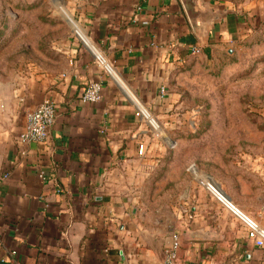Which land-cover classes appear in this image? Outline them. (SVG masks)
<instances>
[{
    "label": "crops",
    "instance_id": "crops-1",
    "mask_svg": "<svg viewBox=\"0 0 264 264\" xmlns=\"http://www.w3.org/2000/svg\"><path fill=\"white\" fill-rule=\"evenodd\" d=\"M202 2L206 23L181 0H0V264H161L175 242L176 264H264L243 223L264 227V171L262 188L244 190L252 202L232 208L174 170L172 149L137 116L169 114L172 74L238 39L237 18ZM49 6L60 12L47 45L45 33L24 44V17L45 20ZM93 83L99 101L79 103ZM46 100L47 140L21 145L26 115Z\"/></svg>",
    "mask_w": 264,
    "mask_h": 264
},
{
    "label": "rangeland",
    "instance_id": "rangeland-1",
    "mask_svg": "<svg viewBox=\"0 0 264 264\" xmlns=\"http://www.w3.org/2000/svg\"><path fill=\"white\" fill-rule=\"evenodd\" d=\"M215 1L237 18L240 35L211 56L189 58L172 74L167 82L172 110L158 117V123L164 126L162 136L173 142L168 154L173 169L184 174L188 166H196L201 177L214 181L215 199L236 208L235 200L252 202L246 187H263L264 0ZM55 11L60 12L44 7L45 20L24 17V44H41L45 33L47 45L56 27L50 18Z\"/></svg>",
    "mask_w": 264,
    "mask_h": 264
},
{
    "label": "built area",
    "instance_id": "built-area-1",
    "mask_svg": "<svg viewBox=\"0 0 264 264\" xmlns=\"http://www.w3.org/2000/svg\"><path fill=\"white\" fill-rule=\"evenodd\" d=\"M94 57L95 61L97 62L98 66L102 69L108 67L106 58L98 51L94 50ZM100 91H101V84L100 83H93L87 85L83 88L79 94L78 101L81 104H95L100 99ZM161 95H165V91L162 88L160 91ZM56 115V105L54 102L50 100H46L42 102L35 110L29 112L26 115V122L25 127L20 134L19 142L21 145H27L30 143H37L42 144L48 138V133L50 128L52 127ZM137 116L140 117L143 122L148 126L152 135L158 139L166 148H171L173 146V142L170 139H166L162 136L160 131L157 129V125L159 128L164 132L162 126L158 123V120L151 115L150 113L146 112L143 108L137 107ZM165 133V132H164ZM166 135V134H165ZM145 152V146L143 144L138 146V154L139 156H143ZM187 172L190 176L195 179L199 186L202 187L206 192L212 194L214 190V181L208 177L203 175L207 178L208 181L211 183L202 180L200 174H202L194 165H190L187 167ZM261 215L264 217V208L261 210ZM243 223L247 228V237L248 239L254 243L257 247L264 246V227L260 226L257 222L244 217ZM178 242H175L170 248L166 249L164 252V256L162 259L161 264H176L177 263V251H178Z\"/></svg>",
    "mask_w": 264,
    "mask_h": 264
},
{
    "label": "water",
    "instance_id": "water-1",
    "mask_svg": "<svg viewBox=\"0 0 264 264\" xmlns=\"http://www.w3.org/2000/svg\"><path fill=\"white\" fill-rule=\"evenodd\" d=\"M188 20L192 23H206L215 17L211 14L202 0H181ZM193 238L200 236L193 235Z\"/></svg>",
    "mask_w": 264,
    "mask_h": 264
},
{
    "label": "bare ground",
    "instance_id": "bare-ground-1",
    "mask_svg": "<svg viewBox=\"0 0 264 264\" xmlns=\"http://www.w3.org/2000/svg\"><path fill=\"white\" fill-rule=\"evenodd\" d=\"M157 129H158V131H160L161 134H164V132L159 128L158 125H157ZM202 180L207 181L208 183H209V182L211 183V181H208L206 177H202ZM213 184H214V183H213ZM213 186L216 187L215 185H213Z\"/></svg>",
    "mask_w": 264,
    "mask_h": 264
}]
</instances>
